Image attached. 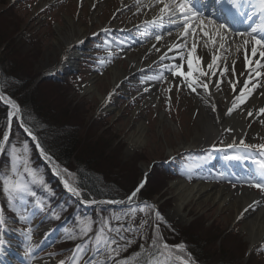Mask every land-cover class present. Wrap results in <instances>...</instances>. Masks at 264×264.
I'll return each mask as SVG.
<instances>
[{
	"label": "rangeland",
	"instance_id": "obj_1",
	"mask_svg": "<svg viewBox=\"0 0 264 264\" xmlns=\"http://www.w3.org/2000/svg\"><path fill=\"white\" fill-rule=\"evenodd\" d=\"M41 1L0 0V29L16 34V43L20 47L18 49H21L16 55L19 59L17 67L23 70L20 73L22 78L36 79L35 82L50 78L58 83L45 81L36 106L32 103L24 106L11 95L21 107L22 119L24 114H32L34 109L37 112L42 110L40 101L48 98L57 105V109H53L48 117L51 128L54 131H78L80 140L87 139L96 147L97 153L106 152L107 156H102L99 170L110 179L112 186L128 193L144 178L146 184L133 199L126 200L128 204L124 206L81 207L70 193L63 190L34 145L33 149L34 143L20 126L23 123L14 118L12 135L8 141H4V151L0 155V177L10 176L16 179L11 172L12 148L15 147L17 155H26L28 167L35 171L37 182H32L31 175L24 171L23 163H19L18 171L35 195L21 194L23 198L16 199L20 201L16 206V200L9 201L4 193L3 179H0V201L3 205L1 215L9 230L2 233L4 227L0 224V235L5 237L6 242L4 247L13 246L9 239L17 238L11 234L19 235L18 228L22 226L21 228L28 230L24 243L33 246L31 251L38 248L31 257H26L25 264H129L132 261L147 264L150 254L155 255L157 248L162 249L165 243L172 250V264H181L175 260L176 256L184 257L188 264H264V243L248 254L244 218L233 219L234 212L228 204L221 205L212 200L201 201L200 204L191 202L184 208L187 219L182 220L174 213L177 191L172 185L177 180H201L227 186L232 190L249 187L246 183L248 179L232 176L220 164L215 165L216 156L223 151L225 155L247 153L254 159L257 158L258 150L253 148L245 151L240 143H234V147L230 148L223 140H217L213 144L217 149L221 147L223 150L202 153L201 156L198 150L213 145L184 148V144L193 139L198 127L191 109L194 97L178 82L169 83L170 73L157 60H153L151 64L153 69L142 71L121 83L118 88H112V67L118 65L121 69L128 70V59L132 53L151 47L159 35L154 30L157 27L149 25V21L145 20L144 14L148 9L145 6L141 9L137 4L132 9H125L122 1L115 8L103 9L101 2L97 7L99 13L93 17L94 8L89 0H49L45 4ZM108 2L111 4L112 0ZM136 16H139L138 20L134 19ZM69 18L75 27L86 30V34L78 59L68 67H59L63 61V45L59 36L69 34ZM140 25L146 27L145 32L135 30ZM4 55L0 50V57L3 58ZM5 65L8 70L10 63L6 61ZM152 76L162 77L152 79L161 87L160 101L150 100L149 95L146 96L145 84L148 77ZM92 81L98 94L83 89L84 85ZM99 94H112L111 99L109 98L110 108H103ZM69 102L72 103L71 106H68ZM8 110L9 107L0 100V141L4 135V114L8 115ZM139 125L145 127L142 131L144 139L132 148L131 138L137 134ZM262 143L264 138L258 137L254 142L245 144ZM224 162L223 159L222 163ZM58 167L62 175L77 187L75 169L60 165ZM144 170L148 171L147 175ZM40 178L43 179V184L38 182ZM252 188L259 194H264L259 189ZM51 197L53 201L57 198L60 210H54ZM100 208L108 211L105 213ZM141 208L144 211H140ZM34 212L42 220L46 218V214L54 219L57 217V222L60 220L59 216L63 219L67 217L66 222L60 224L59 241L39 249L45 241L50 243L53 234L50 223L55 225L57 222L46 219L47 223H43L38 218L28 220L29 215ZM157 213L163 219H158ZM111 221L116 224L112 226V231L106 233L103 224L111 230L108 225ZM86 228L90 230L85 231ZM66 234H78L79 238L95 237L80 242L72 250V243ZM154 241L156 248L153 246ZM118 243H121V252L116 251ZM177 245H184V248L177 249ZM16 248V251H20Z\"/></svg>",
	"mask_w": 264,
	"mask_h": 264
},
{
	"label": "bare ground",
	"instance_id": "obj_2",
	"mask_svg": "<svg viewBox=\"0 0 264 264\" xmlns=\"http://www.w3.org/2000/svg\"><path fill=\"white\" fill-rule=\"evenodd\" d=\"M108 1L109 0H89V3L94 8L92 11L93 17L99 13L97 10L99 3L103 2V9H106L108 7L115 8L120 5L122 1V7L125 6V9H132L135 4L139 5L141 9L145 6L148 9L144 14L145 20H148L150 23L156 21L155 24L157 25L161 24L158 17L162 4H157L156 0H139V3L137 0H112L111 4ZM46 2H49V0L41 1L42 4ZM259 16L260 18L264 16V12L260 11ZM137 18H139V16L134 17L135 20ZM167 18L168 17L165 16L162 23H169L166 22ZM69 22V29L71 28L69 34L66 36H59V40L63 45V61L59 64V67H68L78 59L80 50L82 49V41L86 34V30H83L79 26L75 27L72 24L71 18H69ZM180 24L181 21L177 20V22L172 25L174 29L170 28L171 31L162 34L161 40H155L149 48L133 52L132 56L128 59L130 65L128 70L121 69L118 65H114L112 67V88H118L121 83L129 80L134 75L140 74L142 71L153 69L151 64L153 60H157L163 65L164 69L170 73L168 82H178L194 97V105L191 106V109L198 122V127L195 129V136L191 141H187L184 144V148L213 145L217 140H223L225 144L230 145L239 143L241 140H243L244 143H251L258 137L264 138V115L259 112V109L264 107V77H256L255 74L250 71L249 66L244 63L243 56L237 55L235 48L240 44L241 38L235 34L226 32L225 34L228 37L226 48L230 49V51H217V49L207 41V38L202 35L195 37L197 45L195 55L201 57V67L205 72H209L207 63H211V58L214 54L222 56L223 60H218L215 75L209 72L207 77L200 78L202 82L208 84V90L205 91L203 87L197 86L196 92H192L187 87L183 77L172 75V71L174 70L173 66L177 64L183 65L181 71H187L186 57L194 42L192 35L188 37L182 35L183 30ZM212 27L213 26H209L210 30ZM142 28L145 27L140 26L137 31H142ZM169 33H171V35H169ZM181 44H185L186 46L181 49ZM162 56L165 58L161 59ZM249 57L252 59L250 53ZM258 58L259 57L256 59ZM225 64L229 66L227 72H224ZM254 66L253 64L252 67ZM221 72L224 74L220 75ZM249 79V87L253 84L258 86L252 91V94L248 96L245 103L233 110L231 115H228V109L232 107L233 101L240 95V90L243 88V81H248ZM93 82L94 81L84 85L83 89L86 91L92 90L95 94H98L95 83ZM233 83L236 85L235 91L232 89ZM145 86L146 96L149 95L148 99L153 101L161 100L162 97L159 92V90L161 91V87L156 85L154 80L149 79ZM100 96L99 94V97ZM101 101L104 105L103 108H110L108 95L101 96ZM11 112L13 111L11 110ZM248 112H252L253 115L249 116L247 114ZM143 129L145 130V127L139 125L137 134L132 135V148H135L137 144L144 139L142 134V131H144ZM229 129H231V131H229ZM172 185L177 191L174 213L182 220L187 219L184 208L191 202L200 204L201 201L206 202L212 200L219 202L221 205L228 204L234 212L233 219L244 218L243 228L244 232L247 233L246 238L249 246L248 254L264 243V194H259L252 187H239L232 190L227 186H218L201 180L196 182L177 180L172 182ZM254 201H259V203L254 204ZM249 205H252V207H249ZM245 209H248V211H245ZM13 250H15V248L7 249L4 255L11 254Z\"/></svg>",
	"mask_w": 264,
	"mask_h": 264
},
{
	"label": "snow or ice",
	"instance_id": "obj_3",
	"mask_svg": "<svg viewBox=\"0 0 264 264\" xmlns=\"http://www.w3.org/2000/svg\"><path fill=\"white\" fill-rule=\"evenodd\" d=\"M139 3V0H137ZM223 3H227L232 9H238L241 7L240 0H222ZM157 4H162V7L160 8V15L158 17L159 21L163 22L165 16L168 17L169 21L173 24L177 22V20L181 21L180 27L182 28V35L184 37H188L189 35H192L194 38V42L192 44L191 50L187 54V71H181L183 68V65L177 64L174 65V70L172 71L173 76H181L186 81L187 87L192 91L196 92L197 86L203 87L205 91L208 90V84L205 82H202L200 80L201 77H207L209 75V72H211L213 75L216 74L215 69L217 68L218 60H223L222 56L213 55L211 58V63H207V68L209 72H205L204 69L201 67V57L198 55H195L197 50V45L195 42V37L198 35H202L203 37L207 38V41L211 43L217 51H230V49L226 48V44L228 43V37L225 34L227 29L230 28V25L225 23L217 24V21L212 18H200L199 12L195 8V0H156ZM259 7L262 12H264V0H258ZM245 16L249 20L252 19V16L248 13H244ZM153 24L156 23V21L152 22ZM209 26H213L210 30ZM236 36H239L241 38L240 44H238L235 48V51L237 55H242L244 63L249 66L250 71L255 74L256 77H264V16H261L260 23L255 24V26L249 25V28L244 31H236ZM171 35V33H169ZM162 37L157 35L156 40H161ZM186 45L181 44L180 48H184ZM207 46V45H206ZM250 46V47H249ZM249 53L252 57L250 59ZM259 57L258 59H256ZM165 57H161V59H164ZM255 65L252 67V65ZM229 70V66L225 64L224 66V72H227ZM234 71V69H233ZM224 73L221 72L220 75H223ZM160 76H152L148 77V79H161ZM251 79V78H250ZM250 79L248 81H243V88L240 90V95L236 97V99L232 103V107L228 109V115H231L233 110L238 108L241 104L245 103L248 96L252 94V91L258 86L253 84L251 87H249ZM233 91L236 90V85L232 84ZM170 91V89H169ZM111 97V94H109V98ZM12 105V108L15 109L16 112H19V108L15 103L9 102ZM259 112L264 115V107L259 109ZM249 116L253 115L252 112L247 113ZM9 117L13 116V112L8 113ZM231 131V129H229ZM9 137L7 132L3 135V141H8ZM35 139V137H33ZM240 145L244 149H257V158H251L247 155V153L243 155H233L228 157V159L231 160H245L249 161L256 166V173L254 176L250 177L246 183L249 187H255L259 189L261 192H264V143L259 145H248L245 144L243 140H241ZM3 143L0 142V150H3ZM228 147H234L233 144H230ZM18 150L13 147L12 148V167L11 172L14 176H16V179H12L10 176L0 177V179H3V191L8 196L9 201L16 200L18 197L22 199V195L24 193H28L31 195H35L34 192L29 187V183L25 181L22 177V175L18 171V164L23 163L24 165V171L29 173L32 177V182H37V175L35 171L28 167V161L26 158V155L21 157L17 155ZM24 153H27V145L24 146ZM40 184H43L44 181L42 178L38 181ZM65 186L69 187V190L74 192L75 194L79 195V192L76 191L75 188H72L68 185V182L65 181ZM143 183L139 185L129 196V200L133 199L137 193L140 191L141 188H143ZM235 186V185H234ZM254 204H258L259 201H254ZM151 207V206H149ZM249 207H252V205H249ZM140 211H144L143 208L140 209ZM245 211H248V209H245ZM158 219H163L160 217L159 213L156 214ZM23 218V217H22ZM4 222L3 216L0 215V224ZM90 229L86 228L85 231H89ZM31 230H29V239ZM99 240L100 237H97ZM5 240L2 236H0V250L3 249L5 245ZM115 243V241H113ZM154 248H156V242H153ZM177 249H183L184 245H177L175 246ZM139 255V254H137ZM175 260L180 261L181 264H188V260L184 259L182 256H176ZM63 264V262H61ZM122 264H127V262H122ZM147 264H172V250L169 248V245L166 243L162 245L161 248H157V252L155 255L150 254V258L147 262Z\"/></svg>",
	"mask_w": 264,
	"mask_h": 264
},
{
	"label": "trees",
	"instance_id": "obj_4",
	"mask_svg": "<svg viewBox=\"0 0 264 264\" xmlns=\"http://www.w3.org/2000/svg\"><path fill=\"white\" fill-rule=\"evenodd\" d=\"M15 35L16 34H10L9 31H2L0 29V50H2L3 55L6 53L3 58L0 57V85L4 91L16 97L24 106L27 105V103H32L36 106V104L38 103L37 100L41 98V96L38 97V95L44 88L45 83L52 80L50 78H43L40 81L38 80L37 82H35L36 79L34 80L32 78H22L23 75H21L20 73H23V70H21V67H17L19 59L16 56L21 51V49H18L20 47L18 43H16L17 41ZM10 46H12V49L9 50ZM5 60L10 63L8 70V67H6L7 65H5ZM19 75H21V77ZM52 82L57 83L56 81ZM45 99L46 101H40L42 110L37 112L36 109H34L35 111L32 112V114H24L23 123L36 134L40 144L50 155H52V157L60 166L66 168L73 167V169H75L77 173L76 185L80 190L82 196L86 199H123L128 196L131 191L126 193L112 186L110 179L108 177H105V175L100 172L99 164L101 160H103L102 156H107L106 152L97 153L96 147L92 146L87 139L80 140V133H78V131H72L71 129H58L54 131L53 128H51L48 117L51 116L50 112H52L53 109H57V105L51 100H48V98ZM47 101L49 102V106H47ZM71 104L72 103L69 102L68 106H71ZM61 112H64V110ZM47 123L48 125H46ZM7 124L8 115L5 113L3 121L4 130ZM136 187L137 186H135L134 188ZM38 193H40V191H38ZM43 197L48 198L46 195H43ZM52 199L53 197H51L50 202L52 203L53 207H56L55 209L60 210L59 203H57V198L54 201ZM111 208L118 209L116 207ZM100 209L105 213L108 211L103 208ZM89 212L93 213V211ZM59 218V222H66L67 218L65 220L62 216H59ZM108 223L111 230H108L107 226L103 224V228L106 233L112 231V226L116 224V222L113 221ZM97 224L101 226L99 222H97ZM66 235L69 238V242L72 243V246L83 241H88L89 239L95 237L79 238L78 234ZM116 245H118L116 251L121 252V243H118ZM119 263L120 262H113L111 264ZM128 263L137 264L135 261Z\"/></svg>",
	"mask_w": 264,
	"mask_h": 264
},
{
	"label": "water",
	"instance_id": "obj_5",
	"mask_svg": "<svg viewBox=\"0 0 264 264\" xmlns=\"http://www.w3.org/2000/svg\"><path fill=\"white\" fill-rule=\"evenodd\" d=\"M0 99H1L2 103H4L5 105L10 107V110L13 111V116L18 115V120L20 121L21 120V108H20V105H19L18 101L15 98H13L11 95H9L7 92H4L1 88H0ZM9 102L15 103V105H17L18 108H19V112H16L15 109L12 108L11 103H9ZM23 128L26 131V134L32 139L34 145L36 146V148L38 150V153L52 167V169L54 170L56 175L59 177V179L62 182V185L65 188V190L68 191L79 202V204L81 206H83V207H94L96 205H101V206H108V205L123 206V205L128 204L127 201H129V197H127V199H125V200H112V199H99V200L93 199V200H89V201L85 200L82 197V195L80 194V192L78 191V189L75 188L73 185L68 183L69 186H71L72 188H75L76 191L79 192V195H77L74 192L70 191L69 187L65 186V181L66 180H64L62 178V175L59 174V172L57 171V168L55 167V163L53 161V158L50 155H48L46 153V151L42 148V146L38 143L37 137L33 133H31L28 128H26V127H23ZM33 137H35V139H33ZM141 183H143V185H144V182H141Z\"/></svg>",
	"mask_w": 264,
	"mask_h": 264
}]
</instances>
